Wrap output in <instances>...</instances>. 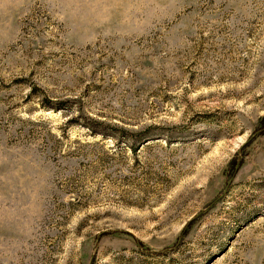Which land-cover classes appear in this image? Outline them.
<instances>
[{
    "label": "rangeland",
    "instance_id": "rangeland-1",
    "mask_svg": "<svg viewBox=\"0 0 264 264\" xmlns=\"http://www.w3.org/2000/svg\"><path fill=\"white\" fill-rule=\"evenodd\" d=\"M0 264H264V0H0Z\"/></svg>",
    "mask_w": 264,
    "mask_h": 264
}]
</instances>
